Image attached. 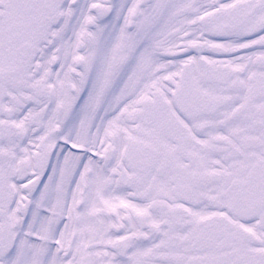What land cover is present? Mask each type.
Here are the masks:
<instances>
[{
	"label": "snow or ice",
	"instance_id": "1",
	"mask_svg": "<svg viewBox=\"0 0 264 264\" xmlns=\"http://www.w3.org/2000/svg\"><path fill=\"white\" fill-rule=\"evenodd\" d=\"M0 264H264V0H0Z\"/></svg>",
	"mask_w": 264,
	"mask_h": 264
}]
</instances>
